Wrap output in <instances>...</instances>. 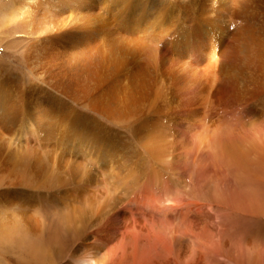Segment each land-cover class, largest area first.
<instances>
[{
  "label": "bare ground",
  "instance_id": "1",
  "mask_svg": "<svg viewBox=\"0 0 264 264\" xmlns=\"http://www.w3.org/2000/svg\"><path fill=\"white\" fill-rule=\"evenodd\" d=\"M263 228L264 0H0V264H264Z\"/></svg>",
  "mask_w": 264,
  "mask_h": 264
},
{
  "label": "rangeland",
  "instance_id": "2",
  "mask_svg": "<svg viewBox=\"0 0 264 264\" xmlns=\"http://www.w3.org/2000/svg\"><path fill=\"white\" fill-rule=\"evenodd\" d=\"M15 47L14 46H12V48H11V52H8V53H6L5 55H4V57H3V62H8V58L9 59H15L14 58V51H15ZM19 62V61H18ZM20 64V65H19ZM19 64H17V68H18V70H19V72H21V73H25V69L23 68V66H22V63H20L19 62ZM252 224H251V226H252V231H255V229L254 228H256V224H254L253 222H251ZM263 231H264V228L262 229ZM264 242V241H263ZM264 246V245H263Z\"/></svg>",
  "mask_w": 264,
  "mask_h": 264
}]
</instances>
